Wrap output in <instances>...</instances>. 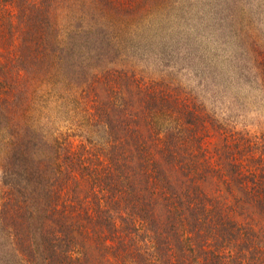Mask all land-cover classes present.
<instances>
[{
    "label": "trees",
    "instance_id": "16d2710c",
    "mask_svg": "<svg viewBox=\"0 0 264 264\" xmlns=\"http://www.w3.org/2000/svg\"><path fill=\"white\" fill-rule=\"evenodd\" d=\"M135 1L0 0V264H264V146L134 77Z\"/></svg>",
    "mask_w": 264,
    "mask_h": 264
},
{
    "label": "rangeland",
    "instance_id": "374dc122",
    "mask_svg": "<svg viewBox=\"0 0 264 264\" xmlns=\"http://www.w3.org/2000/svg\"><path fill=\"white\" fill-rule=\"evenodd\" d=\"M135 2V13L126 15L123 24L124 35L135 50L134 77L153 80L194 104L203 116L208 150L237 137L261 149L264 0ZM108 67L119 69L115 62ZM131 77L122 84L128 105L136 102ZM103 90L104 84L96 85L99 97ZM73 101L71 107L76 106ZM161 117L155 118L157 124L170 120L168 115ZM3 157L0 154V163Z\"/></svg>",
    "mask_w": 264,
    "mask_h": 264
}]
</instances>
